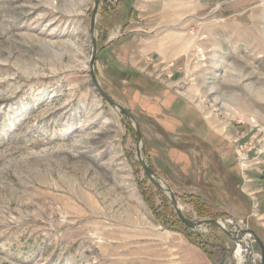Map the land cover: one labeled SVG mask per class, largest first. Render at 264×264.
Wrapping results in <instances>:
<instances>
[{
    "label": "rangeland",
    "instance_id": "1",
    "mask_svg": "<svg viewBox=\"0 0 264 264\" xmlns=\"http://www.w3.org/2000/svg\"><path fill=\"white\" fill-rule=\"evenodd\" d=\"M75 1L0 0V264H185L184 258L163 247L160 238L144 232L138 236L125 227V221L139 223L140 217L150 215L165 229L178 231L176 225L187 229L191 242L213 264L223 257L226 264H238V246L233 257L235 244L225 232L215 225L192 231L180 220L169 194L144 172L134 124L101 96L91 77L94 0H86L79 14ZM101 1L95 23L96 75L139 123V114L128 105V83L98 62L100 40L107 33L98 24L103 21ZM222 6L217 13L195 17L192 25L186 20L176 25L174 36L183 45L178 48L180 61L174 63L181 75L166 72L165 77L157 74L156 80L174 81L212 126L232 140L250 133L252 118L257 123L253 132L261 138L264 0ZM190 26L194 28L186 29ZM141 131L144 159L174 191L173 183L162 175L172 169L164 171L153 161ZM235 163L238 172L233 180L242 184L245 179ZM257 181L244 192L238 188L249 203L247 211L234 214L209 202L204 215L189 193H174L187 217L216 216L224 222L226 213L235 220L245 218L264 241V196L256 206L250 195L260 189ZM248 261L245 255L242 264ZM251 264H261L258 254Z\"/></svg>",
    "mask_w": 264,
    "mask_h": 264
},
{
    "label": "crops",
    "instance_id": "2",
    "mask_svg": "<svg viewBox=\"0 0 264 264\" xmlns=\"http://www.w3.org/2000/svg\"><path fill=\"white\" fill-rule=\"evenodd\" d=\"M101 6L103 21L98 24L107 33L101 40L98 62L115 71L123 83H128V105L139 114L153 161L164 171L168 167L172 169L171 174L162 175L169 178L179 194L199 195L230 214L247 211L249 199L238 188L244 192L248 186H255L254 175H259L257 182L261 187L253 193H259L257 198H260L264 196L260 194L264 191V175L250 172L251 180L245 188L244 183L234 181L231 166L236 164L235 139L214 128L200 107L174 87V81L169 84V81L156 80L157 74L165 77L166 72L172 77L181 75L175 63L180 61L178 48L183 44L174 36L176 25L185 20L186 25H192L195 17L200 19L211 11L217 13L223 6L212 0H102ZM163 63L167 64L165 68ZM152 126L154 131L148 129ZM228 167L232 169L228 171ZM125 222V227L138 236L144 232L160 238L163 247L169 248L174 256L184 258L185 264H213L182 232L159 226L151 215L140 217L139 223Z\"/></svg>",
    "mask_w": 264,
    "mask_h": 264
},
{
    "label": "water",
    "instance_id": "3",
    "mask_svg": "<svg viewBox=\"0 0 264 264\" xmlns=\"http://www.w3.org/2000/svg\"><path fill=\"white\" fill-rule=\"evenodd\" d=\"M100 7V0H94V6L91 12V21H90V32L93 37V52L90 58V69H91V77L93 80V83L97 90L100 92L101 96L113 107L120 110V112L124 115H126L129 120L132 121L135 127L136 132V145H137V157L140 162V165L142 166L144 172L146 175L151 179V181L154 183V186H156L159 190H162L163 192H167L170 196L171 202L180 218V220L190 229L196 230L198 227L203 225H215L218 228H220L223 232L226 233V235L234 242L241 243V240H244V237L247 233H250L252 235V238L254 239L252 245L249 247L247 246V250L250 251L248 254L249 261L247 264H251V260L253 258L254 254H258L261 258V264H264V241L261 239L259 234L252 228L249 227H236V230L227 229L220 219H194L187 217L179 204L178 197L174 193L172 187L168 184V182L164 181V179H161L160 175L148 164L146 159H144V154L142 153V140L143 134L141 131V128L139 127V123L137 121V118L135 115L126 107L122 106L120 103L116 102L114 98L102 87L100 82L98 81V76L96 75L95 71V64H96V56L98 53V44H97V15L98 10ZM245 244V243H244ZM234 252V250H233ZM232 252L231 255L234 256V253ZM219 264H226L225 258L223 257L222 260L219 262Z\"/></svg>",
    "mask_w": 264,
    "mask_h": 264
},
{
    "label": "built area",
    "instance_id": "4",
    "mask_svg": "<svg viewBox=\"0 0 264 264\" xmlns=\"http://www.w3.org/2000/svg\"><path fill=\"white\" fill-rule=\"evenodd\" d=\"M217 1L220 5H226L228 3H231L236 0H212ZM253 120V126L250 128V133H247L246 135H239L237 138H235L234 142V150L236 155V160L238 162V166L240 169L241 176L245 179L244 182V188L245 184L247 182H250V177L248 174L250 172H257L258 174L264 175V136L261 138H258V132H253L255 128H257V123H255L254 118ZM259 129V128H258ZM264 127L262 128V130ZM260 130V129H259ZM253 200H256V206H258V198L253 193L250 194ZM254 195V196H253ZM252 201V200H251ZM252 214V213H250ZM254 215L257 214L256 211L253 213ZM223 224L229 227L231 230H236V227H248L247 220L245 218H241L238 220H235L233 217H226L224 219Z\"/></svg>",
    "mask_w": 264,
    "mask_h": 264
},
{
    "label": "bare ground",
    "instance_id": "5",
    "mask_svg": "<svg viewBox=\"0 0 264 264\" xmlns=\"http://www.w3.org/2000/svg\"><path fill=\"white\" fill-rule=\"evenodd\" d=\"M73 4V3H72ZM86 5V0H76L75 1V9H74V11H75V13L76 14H79V13H81L82 12V10H83V8H84V6ZM72 6H74V5H72ZM72 11V10H71ZM214 101V100H213ZM226 105H228L227 103H226ZM182 207V206H181ZM183 208V207H182ZM222 224H223V222H222ZM244 228H246V227H244ZM252 237V235L250 234V233H247L246 235H245V237H244V240H241L242 242L241 243H236V245L238 246V250H237V252H236V258H235V260H236V262L238 263V264H242L243 263V261H244V256L245 255H247L248 256V254H249V252L250 251H248L247 250V246H251L250 244H247V240H249V238H251ZM245 243V244H244ZM236 245H235V249H234V252H235V250H236ZM233 252V253H234ZM239 255H240V257H239ZM256 255V254H255ZM254 256V255H253ZM234 257V256H233ZM239 257V258H238Z\"/></svg>",
    "mask_w": 264,
    "mask_h": 264
},
{
    "label": "trees",
    "instance_id": "6",
    "mask_svg": "<svg viewBox=\"0 0 264 264\" xmlns=\"http://www.w3.org/2000/svg\"><path fill=\"white\" fill-rule=\"evenodd\" d=\"M108 5H110V6H112L111 5V3H109ZM106 11H108L107 10V8L105 9ZM104 11V10H103ZM103 11H102V13H103ZM100 38V37H99ZM99 40V39H98ZM101 41V40H100ZM131 127H132V124H129ZM231 167H234V169H233V171H234V173H236V172H238V170L236 171V167H237V164H235L234 166H231ZM231 167H228L227 168V170L229 171V168L230 169H232ZM228 171H227V173H228ZM229 174V173H228ZM189 195V197H191L193 200H191L192 202H194L195 204H196V206L199 208V210H200V212L202 213V214H204V215H206L205 214V211L204 210H208V209H210V207L211 206H209L208 204H209V201L207 202V200H204V199H202L199 195H196V194H192V193H189L188 194ZM244 200H246V199H244ZM248 202H246V204H247ZM227 214L225 213V216L224 217H229V216H226ZM213 218H217L216 216H213ZM212 218V219H213ZM174 229L175 230H178V231H180V232H182L186 237H188V238H190V241H192V242H194V240H193V238H192V234H190L189 233V231L187 230V229H185V230H187V231H185V230H182V228H179V226H175L174 227ZM185 231V232H184ZM191 231V230H190ZM193 231V230H192ZM199 238V237H198ZM200 239V238H199ZM201 243V245H202V247H203V243H202V241L200 242ZM204 248V247H203Z\"/></svg>",
    "mask_w": 264,
    "mask_h": 264
}]
</instances>
